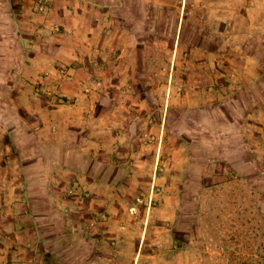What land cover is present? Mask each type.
<instances>
[{"label": "rangeland", "instance_id": "rangeland-1", "mask_svg": "<svg viewBox=\"0 0 264 264\" xmlns=\"http://www.w3.org/2000/svg\"><path fill=\"white\" fill-rule=\"evenodd\" d=\"M80 1L0 0V264H264V0Z\"/></svg>", "mask_w": 264, "mask_h": 264}, {"label": "crops", "instance_id": "crops-1", "mask_svg": "<svg viewBox=\"0 0 264 264\" xmlns=\"http://www.w3.org/2000/svg\"><path fill=\"white\" fill-rule=\"evenodd\" d=\"M71 4H69V5H67V6H65V11L67 12V13H71V14H73L74 12V8H72V1L70 2ZM80 7H83V10L84 9H89L88 8V4H86L85 2H84V0H83V2H81L80 1ZM97 5V4H96ZM0 7H1V5H0ZM7 7V6H6ZM2 8V10L4 9L3 7H1ZM6 9V8H5ZM75 9H77V7L75 8ZM69 11H71V12H69ZM74 16V15H73ZM72 68V67H71ZM83 70H84V68L82 67V66H79V65H77V67H75V68H72L71 69V73L73 74V75H76L75 76V82L74 83H77L78 84V87H79V89H80V91H82V89L84 88V86H85V83H83V81L81 80L82 78H80V74L83 72ZM70 79H72V78H70ZM67 86H68V83H66L65 84V82L63 83V85H62V87H61V91L63 90H65V92L67 91ZM65 87V88H64ZM65 95L66 96H69V94H67V92L65 93ZM143 101L141 100V103H142ZM72 104H74V102H72ZM82 105V103H81V101H79L76 105H73V107H75V106H81ZM138 106L140 105V104H137ZM143 104H141V106H142ZM70 106H71V104H70ZM133 109V108H132ZM126 110H124L123 112H125ZM109 112H112V111H108V113L107 114H104V115H102V114H100V115H97V116H94L95 118H93L95 121H98L99 123H102V124H104V123H106L107 121H109L110 119V121L111 122H114V123H116V122H119V123H124L125 124V122H127L128 123V126H126L127 127V131H121V130H115V129H112L111 127H108V128H106V127H104V126H101V128H100V130H99V132H97V133H99L98 135V137L99 138H105V135H107V133H111V136L113 137L112 138V140L114 141L113 143V145L111 144V149H110V151H111V153H112V155H114V152L116 153V152H118V150H119V148H120V146H122V147H124L127 143H128V145H130L131 143H129V142H132L133 140H134V138H140V137H142L143 136V130H141L140 132H135L134 133V131H133V128H132V124H135V123H137V121H138V119H141V121H142V119H144V117H143V115L141 116V117H134L133 115H134V113L133 114H131L130 112H131V110H129V114H128V112H127V118H124V119H122V121H118V119H114L111 115H112V113H109ZM82 118H80V119H82V120H85V119H87V116H81ZM71 121H73V120H71ZM127 125V124H126ZM125 127V128H126ZM106 133V134H105ZM95 139L94 141H93V147H94V149H96L95 151H93L92 152V150H91V153H93V155L95 156V157H97L98 159H99V157L98 156H100L101 154H102V152L104 151V146L102 145V143H101V140L100 139ZM127 140H128V142H127ZM66 141H67V138H65V144H66ZM91 147L92 146H88V147H85V146H82V147H80L79 149H81V150H83V151H88V150H90L91 149ZM119 153V152H118ZM118 153H116V156L118 157L119 155H118ZM120 154V153H119ZM97 155V156H96ZM129 155H131L132 157H134V156H138L139 158H141L140 160H141V163L144 165V163H146L145 162V158L144 157H147V156H145L146 155V153L144 152V150H136V151H131V153L129 152ZM160 158H161V156H160ZM159 158V159H160ZM143 160V161H142ZM65 169L66 170H68V172L70 173H73V174H77V173H75V172H77V169L76 168H72L71 166H69L68 164H65ZM68 174V173H67ZM79 176H81V174H80V172H79ZM78 176V177H79ZM74 179H76V178H74ZM96 180V179H95ZM101 180V179H100ZM98 182V181H97ZM103 182V181H102ZM75 183H77V182H75ZM81 183H83L84 184V182H81ZM163 191H165V189L163 190ZM161 195H162V197H161V206L158 208V211L161 213L160 215H161V217H163V218H165V217H168V213H169V211L170 212H172V209L173 208H176V203H174V202H176V199H175V197H174V195H171V194H169L168 192H165V193H161ZM173 199V207L171 206H167V204L171 201ZM170 209V210H169Z\"/></svg>", "mask_w": 264, "mask_h": 264}, {"label": "trees", "instance_id": "trees-1", "mask_svg": "<svg viewBox=\"0 0 264 264\" xmlns=\"http://www.w3.org/2000/svg\"><path fill=\"white\" fill-rule=\"evenodd\" d=\"M209 159H210V160H216V159H220V157H217V156H215V157H214V156H211V157H209Z\"/></svg>", "mask_w": 264, "mask_h": 264}]
</instances>
